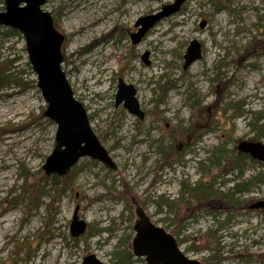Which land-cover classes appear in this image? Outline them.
Here are the masks:
<instances>
[{"label":"rangeland","instance_id":"1","mask_svg":"<svg viewBox=\"0 0 264 264\" xmlns=\"http://www.w3.org/2000/svg\"><path fill=\"white\" fill-rule=\"evenodd\" d=\"M175 1L46 0L43 10L65 37L63 69L118 167L82 159L65 191L43 170L57 126L45 116L25 40L0 41V61L17 59L15 77L0 83V264H82L88 255L112 264L125 246L132 251L138 210L189 259L264 264V212L249 209L264 200V185L254 180L234 195L235 207L223 206L236 185L264 174V163L237 150L264 143L252 128L264 117V0H188L132 44L137 21ZM192 41L203 58L184 70ZM121 79L136 89L145 119L116 105ZM199 185L211 197L188 193ZM77 207L92 236L75 243Z\"/></svg>","mask_w":264,"mask_h":264},{"label":"water","instance_id":"2","mask_svg":"<svg viewBox=\"0 0 264 264\" xmlns=\"http://www.w3.org/2000/svg\"><path fill=\"white\" fill-rule=\"evenodd\" d=\"M187 0H176L154 15L141 17L131 36L132 43L139 45L147 34L162 20L180 12ZM5 10L0 13V26L18 31L24 38L29 63L36 75L37 87L47 104L45 116L57 126L55 149L47 158L43 170L48 177L64 178L80 160L88 158L116 171L107 149L101 144L91 127L85 106L75 97L72 86L63 69L62 46L65 37L56 29L54 18L43 10L46 0H4ZM149 53L143 61L149 65ZM202 45L192 41L184 57V70L202 60ZM136 90L120 80L116 105L124 103L128 112L141 120L145 118L136 98ZM237 150L264 163V143L242 142ZM264 209V201L250 206V210ZM77 207L71 222L73 239L87 233L88 224L79 216ZM135 237L132 252L135 258L145 259L146 264H201L189 259L179 248L177 240L165 229L155 225L142 210L137 211L134 225ZM82 264H104L95 255H88Z\"/></svg>","mask_w":264,"mask_h":264},{"label":"trees","instance_id":"3","mask_svg":"<svg viewBox=\"0 0 264 264\" xmlns=\"http://www.w3.org/2000/svg\"><path fill=\"white\" fill-rule=\"evenodd\" d=\"M1 4H4V0H0ZM13 37H20V34L12 29L9 28H3L0 27V41H6L9 40L10 38ZM17 60V59H16ZM16 60H10V59H5L3 61H0V83L2 84H9V81L12 79V77H15V75L12 73V69H13V65L14 62ZM17 62V61H16ZM17 75H19V73H17ZM252 128L254 129V131H256L259 134V137L264 139V117H259L257 119H255L254 124L252 125ZM219 150V149H218ZM224 154L223 151L219 152V157L216 158V161L212 163V166L214 168H221L222 166V162L224 159ZM222 155V157H221ZM68 178V177H66ZM66 178H59L57 176H52L50 181L52 182L53 185H61L62 186V190H68L70 188V184L69 181ZM254 180H257V182L261 183L264 185V174H259L257 177L253 178V180L248 181L247 183H243V184H238L235 186V188H233V194L231 195H227L223 197V200H225V206L226 207V203L228 205V207H235L236 201L234 199V195H238L240 193H242L244 190H246L247 186L252 184L254 182ZM44 181H49V179H44ZM201 185H199L196 188L191 189L190 187H188V193L194 197L195 199H207L209 197H211L212 195V191L211 188L210 189H204L203 187H200ZM187 187V186H184ZM41 196L39 194H37V196L35 197L32 196L30 194L29 199L31 200H38ZM168 204V203H167ZM165 204L166 206L170 207L171 210H173V204ZM160 207H162L161 205H159ZM89 232H87V237L92 236V231L88 230ZM107 231L102 230L100 231V233H106ZM86 236V235H85ZM75 243L78 242L77 239L73 240ZM136 259V258H135ZM134 255L130 249V247L128 248L127 246H125V249L122 251H118L115 253V256L113 258L114 261H112V264H132L133 262H135L134 260ZM140 261V260H139Z\"/></svg>","mask_w":264,"mask_h":264},{"label":"flooded vegetation","instance_id":"4","mask_svg":"<svg viewBox=\"0 0 264 264\" xmlns=\"http://www.w3.org/2000/svg\"><path fill=\"white\" fill-rule=\"evenodd\" d=\"M188 1V0H187ZM182 8H183V6H182ZM182 8H181V10H182ZM180 10V11H181ZM180 13V12H179ZM172 17V16H171ZM139 30V28H136V26L133 28V31H131V36L132 35H134L137 31ZM149 34V33H148ZM147 34V35H148ZM146 38V37H145ZM144 38V39H145ZM131 41H132V39H131ZM122 80V79H121ZM125 83V82H124ZM119 84H120V81H119ZM126 84V83H125ZM127 85V84H126ZM132 86V85H131ZM136 90V89H135ZM137 92V91H136ZM117 97V96H116ZM137 98V97H136ZM161 99H162V97H161ZM139 102V101H138ZM123 105H124V103H122ZM141 108V107H140ZM142 110V109H141ZM144 114H145V112H144ZM145 116H146V114H145ZM110 154V153H109ZM261 201H264V200H261ZM252 212H258V213H260V212H264V209H259V210H253Z\"/></svg>","mask_w":264,"mask_h":264},{"label":"bare ground","instance_id":"5","mask_svg":"<svg viewBox=\"0 0 264 264\" xmlns=\"http://www.w3.org/2000/svg\"><path fill=\"white\" fill-rule=\"evenodd\" d=\"M146 117V116H145ZM140 119V118H139ZM145 119V118H144ZM141 120V119H140ZM78 240V239H77Z\"/></svg>","mask_w":264,"mask_h":264}]
</instances>
